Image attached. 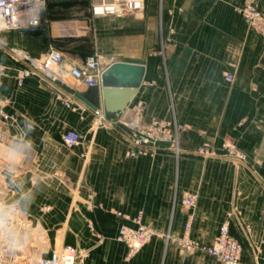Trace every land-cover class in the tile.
<instances>
[{"label": "crops", "instance_id": "obj_1", "mask_svg": "<svg viewBox=\"0 0 264 264\" xmlns=\"http://www.w3.org/2000/svg\"><path fill=\"white\" fill-rule=\"evenodd\" d=\"M76 1H49L34 27L0 28V109L7 114L0 115V201L14 195L24 222L67 234L69 245L83 248L80 264H222L204 246L225 222L241 244L242 264H264V0H253L257 25L246 17V0H145L143 13L74 22L65 16ZM87 18L99 31L105 66H146L126 113L141 103L146 120L175 118L186 127L185 152L161 146L130 157L122 127L97 122L96 108L111 121L120 115L106 110L96 86L77 85L96 108L82 101L76 110L65 102L73 88L39 76L18 81L24 64L14 48L41 57L60 46L81 63L90 52L82 42H59L68 27L88 29ZM161 42L165 56L145 54ZM65 130L81 133V143L66 146ZM225 143L245 161L223 156ZM186 192L198 194L193 209L183 203ZM138 218L156 233L130 255L117 236ZM40 241L34 237L35 254Z\"/></svg>", "mask_w": 264, "mask_h": 264}, {"label": "built area", "instance_id": "obj_2", "mask_svg": "<svg viewBox=\"0 0 264 264\" xmlns=\"http://www.w3.org/2000/svg\"><path fill=\"white\" fill-rule=\"evenodd\" d=\"M48 0H0V22L8 28H30L39 23L40 12L45 7ZM144 0H97L93 5V12L96 15H116L125 16L133 11L143 8ZM13 54L25 64L18 69V81L22 83L28 76H39L50 83L55 84L59 81L62 87L72 88L67 78H72L78 84L87 86H97L101 84L102 74L105 68L96 54H90L83 65L71 64L65 58L64 54L57 50L51 49L45 56L56 65L55 69L48 66L44 67L38 59L28 55L26 52L19 53L18 49H12ZM21 51V50H20ZM228 78L232 75L228 74ZM72 100V101H71ZM72 97L67 101L68 105L74 104ZM142 104L134 107L132 113L127 117L126 113L114 122H106V118L100 115L99 109L95 113L110 128L117 125L122 127V135L127 140L129 147L127 154L130 157H136L141 153L156 150L164 146L168 149L181 152L178 149L179 137L170 129L172 123L166 119H151L144 121L140 112ZM3 116H7L1 111ZM4 138V132L0 124V144ZM83 135L75 130H66L62 133L63 143L73 148L81 143ZM198 194L195 192H186L183 195V203L190 209L197 206ZM18 206L12 203L5 207L1 220L4 223L15 222L18 214ZM120 214V212H116ZM136 226H122L119 230L117 240L128 247L129 254H136L150 239L156 231L143 224L140 218ZM187 224V229H189ZM6 235V234H5ZM8 235V234H7ZM183 244L191 245L190 238L185 235L182 239ZM206 252L212 255L222 264H242V247L240 243L230 234L229 224L223 223L218 235L214 240L204 246ZM4 248H0V254L5 253ZM83 250H79L71 245H64L48 256H43L37 260V264H80ZM17 260H15L16 262ZM0 264H7L0 259Z\"/></svg>", "mask_w": 264, "mask_h": 264}, {"label": "rangeland", "instance_id": "obj_3", "mask_svg": "<svg viewBox=\"0 0 264 264\" xmlns=\"http://www.w3.org/2000/svg\"><path fill=\"white\" fill-rule=\"evenodd\" d=\"M49 1H51V0H48L46 2L45 7L40 12V20H39V23L37 25H39L43 21V14L46 11L45 9H47L48 6H49V4H48ZM96 1L97 0H80L78 2L77 1L74 2V4L71 5L72 9H69V12H68L69 16H65V17L73 18L74 22L80 21V19H83V17H85L86 15L89 16V19H90V17L91 18H94V17H97V18H99V17H109L112 20H114V19L119 18V17H125V16H129V15H136L137 13H143V11L145 10V0H144V5H143L142 9H140L138 11L136 10V11H133L131 13H128L125 16H116V15H113V14H111V15H96L93 12V5L95 4ZM253 2H254L253 0H246V2H245L246 17H247V19H249L251 21L252 24L257 25L258 22L260 21V19L262 18V16L259 13V11L255 8V5H253ZM140 15H142V14H140ZM89 19L87 18L88 22L90 23V24H88V26H89L88 29H85V30L84 29L72 30L71 27L70 28L68 27V28L65 29V31L63 33L64 34H68L69 33V34L67 35V37L66 36L65 37H60V39H62V41L59 42V44L62 47L70 45L73 42H80V43L82 42L81 44L84 47H87V49L90 52H88V54L85 56L84 60L81 63L76 64V63L71 62L66 56V53L68 52V50L66 52V50L60 48V46L49 47L47 50H45L43 52L41 57H34V56H32V57L38 59L39 63L42 64L44 67L48 66V67H50L52 69H55L56 65L53 62H51L48 59L47 56H45V54L48 51H50L51 49H57V50L61 51L64 54V56L67 59V61H69L71 64H75V65H79V66L84 64L86 58L90 54H96L97 57L99 58L100 62H101V65L104 68H106L107 66H105L103 60H106L107 56H106L105 53L100 52V50L102 51V48H101V46L99 44V38H98V35H99L98 32L99 31L94 29V27L92 25L93 21L92 20L89 21ZM2 26L5 27V25L2 22H0V28H2ZM5 28H8V27H5ZM73 34L76 35V36H73ZM147 47H145V54L146 55L153 54V53H159L160 55H162V56L164 55L165 56V47L162 45V42L160 43V47L156 51L152 50L150 47H148V48ZM14 49H16V48H14ZM10 52L13 54L12 49L10 50ZM73 55H75V54H73ZM14 58L17 61H20L17 57H15V55H14ZM20 62H22V61H20ZM23 66L25 67V64ZM17 76H18V72H17ZM28 77H30V76H28ZM44 81L47 82L48 84L56 85L61 90H65L66 91L65 88H67V87H65V88H64V86L62 87V85H61L62 83L59 82V81L55 82V84L50 83L49 81H47L45 79H44ZM67 81H68L69 85H71V87L74 90H76L75 88L77 87L78 83L76 81H74L72 78H69V77L67 78ZM97 86H99V85H97ZM76 93H77V90H76V92H73V93L72 92L70 93V91H69V96H72V99L74 100L73 102H75L74 104L68 105V103H67V101H70L71 97H67L65 102L69 106V108L78 110V109H80L78 103L81 104V102L83 100H81L79 97H77ZM1 111L4 112V110L0 109V115L2 116V118L6 119L7 116L6 117L3 116ZM140 112L142 114L143 120L144 121H148L144 117V112H143L142 108H141ZM125 113H126V111L123 114H125ZM4 114H6V113L4 112ZM129 115L130 114L126 113L127 117ZM155 119H161V118H155ZM163 119L169 120L172 123V127L170 129L172 130V132L174 134H176L179 137V145L177 146V148L179 147L178 149H180L182 151L181 152H177L175 150H172V151L175 152L177 155L185 152L186 149L184 148L183 139L182 138H183V134H184V132L186 130V127H184L183 125H180L175 120V118H172V119L163 118ZM97 122L99 123V120ZM106 122H108V123L109 122H114V120L111 121V120L106 119ZM0 124H1V126L3 124L1 122V120H0ZM2 129H3V126H2ZM3 132H4V130H3ZM4 137H5V135H4ZM3 140H4V138H3ZM3 140L1 141V144H0V154L3 151V147H4ZM224 145H225V148L228 149V150H226L227 153H225V155H223V156H228L230 158H233L232 160L237 161V162L238 161L239 162L245 161L244 157H243V154L241 152H239L238 150L235 151L230 146V144L225 143ZM156 150L149 151V152H154ZM192 151H198V150H192ZM141 154H143V153H141ZM16 174L13 173V176L17 177ZM13 196L14 195H11V200L10 201H6V202H1L0 201V248L2 247L5 250L4 251L5 253L0 254V259L2 261L4 260V262L7 263V264H37V260L39 258H41L43 256H48L51 252H53L54 250H56V249H58V248H60V247H62L64 245H69V242L66 239L67 234H62V233L61 234H54V233H52L50 231H48V232L47 231L46 232L42 231L41 232L38 229H36L33 226H31V224H28V223L24 222L22 220V218L19 217L20 208H19V205L17 204V202L13 199ZM12 203H16L17 204L19 212H18V214L16 216L15 222L4 223L1 220V215H3V211L5 210V207H7L8 205H10ZM35 236L41 238V241H40V243L42 244V250H41L42 253L41 254H39V253L35 254L34 253L35 252L34 251V249H35L34 248V246H35L34 237ZM71 246H73V245H71ZM74 247H76V246H74ZM76 248L79 249V250H83V248L82 249L78 248V247H76ZM80 259H82V258H80ZM15 260H17V261L15 262Z\"/></svg>", "mask_w": 264, "mask_h": 264}, {"label": "water", "instance_id": "obj_4", "mask_svg": "<svg viewBox=\"0 0 264 264\" xmlns=\"http://www.w3.org/2000/svg\"><path fill=\"white\" fill-rule=\"evenodd\" d=\"M146 73V66L142 63L115 61L109 64L101 78L100 86H96V94L100 92L106 110L123 114L134 99L138 89L141 87ZM76 96L96 108L79 92Z\"/></svg>", "mask_w": 264, "mask_h": 264}, {"label": "bare ground", "instance_id": "obj_5", "mask_svg": "<svg viewBox=\"0 0 264 264\" xmlns=\"http://www.w3.org/2000/svg\"><path fill=\"white\" fill-rule=\"evenodd\" d=\"M20 52H21L22 54H24V52H23V51H20V50H19V53H20ZM99 86H100V85H99ZM98 120L100 121V118H99Z\"/></svg>", "mask_w": 264, "mask_h": 264}]
</instances>
